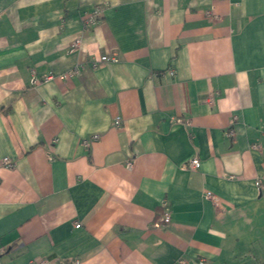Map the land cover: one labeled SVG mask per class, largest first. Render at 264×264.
<instances>
[{
    "label": "crops",
    "instance_id": "crops-1",
    "mask_svg": "<svg viewBox=\"0 0 264 264\" xmlns=\"http://www.w3.org/2000/svg\"><path fill=\"white\" fill-rule=\"evenodd\" d=\"M73 258L264 264V0H0V264Z\"/></svg>",
    "mask_w": 264,
    "mask_h": 264
},
{
    "label": "built area",
    "instance_id": "built-area-1",
    "mask_svg": "<svg viewBox=\"0 0 264 264\" xmlns=\"http://www.w3.org/2000/svg\"><path fill=\"white\" fill-rule=\"evenodd\" d=\"M101 15L100 12H95L91 15H88L86 17V20H85V25H88V26H94L97 24L98 20H99V16ZM81 43H82V40L79 38V39H76L72 46H71V50L74 51L76 49H78L80 46H81ZM107 62H118V57L116 55H112V56H107V55H101L99 58H95L91 61V66L93 68H96V67H99L100 65L104 64V63H107ZM32 84H40V83H45V82H48L52 79H54V75L50 74V75H47L45 76L43 79L39 80L36 78L35 76V71L32 70ZM79 73V69L78 68H74L72 70H70L69 72H66L65 74H62L60 75L59 77L62 78V79H68L76 74ZM170 75H174L175 72L173 70H170L169 71ZM121 123H122V119L120 117H116L115 120H114V127L115 128H121ZM231 135H233L231 133ZM100 139V136L99 135H94L92 138L90 139H84L82 141V144L83 146H85L86 148H89L91 147V145L93 143H95L96 141H98ZM254 148H256V146L254 145L253 146ZM2 165L6 168H13L14 167V162L9 159V158H5L3 159L2 161ZM128 168H132L133 167V164L132 163H129L127 165ZM187 168H190V169H199L201 167V162L198 158H194L192 159L188 164L187 166H185ZM229 178H234V176H229ZM206 197L210 200H212L215 204H218L220 202V199L216 196H214L212 194V192H207L206 193ZM162 208H163V214H162V217L159 221L155 222L154 223V227L156 228H163V227H166L167 225L170 224L171 220H172V216H171V212H170V208L168 206V203L167 202H163L162 204ZM80 224H76L75 227L76 228H80ZM187 262L185 260H182L179 262V264H186ZM30 264H81V260L78 259V258H73V259H57V260H53V261H48V260H42L40 262H31ZM199 264H205V260L204 259H200L199 260Z\"/></svg>",
    "mask_w": 264,
    "mask_h": 264
}]
</instances>
